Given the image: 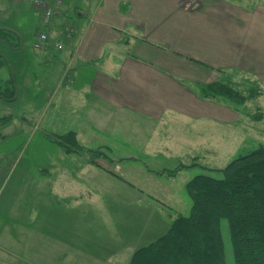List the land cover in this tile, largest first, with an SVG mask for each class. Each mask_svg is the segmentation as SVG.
Here are the masks:
<instances>
[{
  "label": "crops",
  "instance_id": "1",
  "mask_svg": "<svg viewBox=\"0 0 264 264\" xmlns=\"http://www.w3.org/2000/svg\"><path fill=\"white\" fill-rule=\"evenodd\" d=\"M65 23L75 26V33L68 39L61 31ZM46 31L49 43L41 50L53 49L68 72L65 79L63 74L59 77L47 94V109L55 100L62 114L69 109L70 124L64 134L74 131L80 143L85 132L97 136L103 131L113 133L114 122L122 120L116 131H123L127 143L138 139L136 129H139L146 152L157 160L162 155L165 159L190 161L171 168H143L145 174L138 173L140 177L158 182L145 187L128 181L132 192L121 195L123 200L137 197L143 201L145 194L150 199L168 200L166 196L172 200L182 191L176 180L180 173L199 165L196 160L201 156L196 151L200 148L217 157L226 145L239 150L245 141L257 143L253 135L264 134V104L260 102L264 98V0H64ZM56 39L64 40L61 49L55 47ZM82 66L89 72L83 82L78 79ZM219 72L243 76L261 90L256 98L262 112L259 120L251 119L241 106L224 98L201 95L200 87L214 81ZM49 122L55 129L60 127L54 113ZM221 125L234 131L230 136L223 134V141L219 142L217 136L222 132L216 128ZM80 144L85 149L102 147L99 149L105 153L107 150L103 148L113 152L105 143L95 147ZM128 157L136 159L130 152ZM107 158L113 161L109 155ZM107 160L101 156L95 159L96 164L86 161L80 173H86L89 167L95 174L98 172L95 167L120 169V165L113 166ZM182 165L185 166L179 167ZM68 168L65 163L53 166V175L47 180L49 192L70 202L74 199L76 204L67 205L70 208L79 206L83 198L91 200V205L96 204L98 187L88 188L90 183L83 179L86 187L82 191L71 189L74 180ZM184 180L181 186L183 182L186 186L190 179ZM61 183L67 186L62 193L57 188ZM50 205L44 207L47 211L44 209L42 214L34 210L30 228L24 225L23 235L16 238V247L20 242L26 245L31 242L35 251L38 243L44 242L49 247L51 263L55 258L58 263L83 264L78 256L87 253L80 245H72L71 232L45 218ZM114 255H106V262H96H120V256L113 258ZM43 261L37 258V263H26Z\"/></svg>",
  "mask_w": 264,
  "mask_h": 264
},
{
  "label": "rangeland",
  "instance_id": "2",
  "mask_svg": "<svg viewBox=\"0 0 264 264\" xmlns=\"http://www.w3.org/2000/svg\"><path fill=\"white\" fill-rule=\"evenodd\" d=\"M26 3L0 0V28L14 32L22 39L18 48H13L6 43L0 45V52L7 60V64L0 69L1 89L4 90L12 85V77L17 89L14 100L0 97V264H27L26 261L33 263L37 261V258L44 260L40 264H63L58 263L55 258L52 259L54 260L52 263L50 262L48 256L50 250L44 242L38 243L39 248L35 251L32 249L31 242L27 245L24 241L20 242L21 245H26V248L15 245L16 238L23 235L26 228L24 225L30 228L31 217L35 215L34 210L41 211L42 214V211L46 209L44 207L49 204L51 205L45 218L51 219V224L54 222V226L56 224V227L61 229L64 226V229L71 232L72 245H80L87 253V255L78 256L83 264H91V261L97 264L96 261L103 262L101 260L106 262L108 260L106 255L111 253L115 254L113 258L120 256V262H114L115 264H126L135 249L164 234L176 216L190 213L191 197L183 184L185 182L181 186V181H185L184 179L187 181L201 173L219 177L220 174L204 167H225L239 155L256 149L258 143L264 144V134L253 135L252 138L256 137L257 143L245 141V145L239 146V150L234 145H226L222 151H219L217 157L207 155L204 149L200 148L196 151L201 156L199 160H196L199 165L188 167L180 173L176 180L182 191L172 200L166 196L164 197L169 198L168 200L150 199L146 194L141 198L143 201L138 200L137 197L134 198L135 200L132 197L130 200H123L121 195L132 192L128 181L132 184H145V187L158 182V180L152 181L140 177L138 173H144L143 168L155 169L163 166L171 168L181 162L190 163V161L186 158L165 159L162 155L157 160L153 154L146 152L142 145L144 136L140 138L143 134L139 129H136L138 139L127 143L123 131H116L118 127L121 128L123 122L121 120L114 122L113 133L103 131L97 136L95 133L85 132L80 142L92 147L100 143L110 145L113 148L112 153L109 149H103L107 150L106 154L113 161L105 159L113 166L120 165V169L105 170L100 166L95 167L98 170L95 174L94 171L91 172L92 167H89L86 173L81 174L80 168L84 165L83 163L87 161L96 164L91 160V156L97 159L99 155L93 156L89 149L83 148V145L80 150L75 147L68 148L62 135L70 124L67 120L69 109L62 114V108L58 109L60 106L57 100L47 109L48 92L57 83L59 77L63 74L65 79L68 72L64 71V63L58 60L55 55L57 53L53 49L49 48L45 52L34 47L39 29H44V23L42 12L34 9L31 2ZM82 67V75L78 79L81 78L83 82L89 72L85 71L86 67ZM215 80L232 84L245 96H249L253 90L255 93L258 92L255 85L243 76L219 72ZM256 98L257 96L250 98L241 105L243 111L248 112V116L253 120H256L254 116L260 114ZM260 102L263 105L264 98ZM51 113L59 119L60 127H56L57 129L49 125ZM216 129L217 132H222L217 136L219 142L223 141V134L230 136L234 131L233 128L224 125ZM241 129H243L242 125H240V131ZM129 152L135 155V160L128 157ZM63 163L69 167L68 171L71 172L74 180L71 183V189L82 191L86 187L82 184L83 179L90 183L88 188L98 187L95 191H98L100 195L94 202L96 204L91 205V200L83 198L79 206L70 208L67 205L76 204L74 199L70 202L64 198L53 197V193L49 192L51 186L48 185L47 180L53 175V166ZM66 187L61 183L57 188H60L59 191L62 193ZM134 192L137 194V191ZM224 222L226 228L227 222L226 220ZM226 230L227 255L232 262V247ZM72 250L75 252L74 248ZM72 256L76 257L75 254Z\"/></svg>",
  "mask_w": 264,
  "mask_h": 264
},
{
  "label": "trees",
  "instance_id": "3",
  "mask_svg": "<svg viewBox=\"0 0 264 264\" xmlns=\"http://www.w3.org/2000/svg\"><path fill=\"white\" fill-rule=\"evenodd\" d=\"M2 43L18 48L22 39L18 34L0 28V45ZM6 64L7 60L0 52V69ZM12 81V85L4 90L0 84V97L15 99L17 89L13 77ZM256 90L258 92L253 90L245 96L222 80L200 87L202 96H219L239 107L260 95L261 90ZM259 113L253 118L259 120L262 112L259 110ZM62 139L68 148L80 150L82 147L74 131L63 134ZM89 151L93 156L108 159L100 149ZM95 158L91 156L92 161ZM204 168L220 176L206 173L193 176L186 184L192 201L190 213L179 214L164 234L137 248L129 264H264V144L239 155L225 167ZM225 230L232 247V262L227 255Z\"/></svg>",
  "mask_w": 264,
  "mask_h": 264
},
{
  "label": "built area",
  "instance_id": "4",
  "mask_svg": "<svg viewBox=\"0 0 264 264\" xmlns=\"http://www.w3.org/2000/svg\"><path fill=\"white\" fill-rule=\"evenodd\" d=\"M13 1H29L31 2L36 8H38L42 12V18L44 23V30L39 32L37 37V41L34 44L36 49H43L49 43V32L48 30L50 25L53 22V19L57 13H59L64 0H13ZM61 31L64 34V38L68 39L75 33V26L71 23H65ZM64 40L56 39L55 47L61 49L63 46Z\"/></svg>",
  "mask_w": 264,
  "mask_h": 264
}]
</instances>
